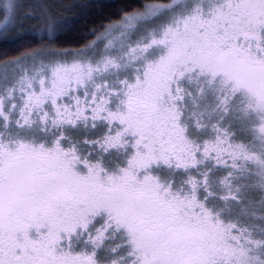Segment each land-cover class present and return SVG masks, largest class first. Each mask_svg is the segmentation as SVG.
Here are the masks:
<instances>
[{
    "label": "snow or ice",
    "instance_id": "snow-or-ice-1",
    "mask_svg": "<svg viewBox=\"0 0 264 264\" xmlns=\"http://www.w3.org/2000/svg\"><path fill=\"white\" fill-rule=\"evenodd\" d=\"M104 3L0 0V264H264V0Z\"/></svg>",
    "mask_w": 264,
    "mask_h": 264
},
{
    "label": "trees",
    "instance_id": "trees-1",
    "mask_svg": "<svg viewBox=\"0 0 264 264\" xmlns=\"http://www.w3.org/2000/svg\"><path fill=\"white\" fill-rule=\"evenodd\" d=\"M18 2H22L25 7L18 10L17 15L19 17H25L30 15L31 8L28 7V5H31L36 2H46L49 5L53 6L52 10L59 12L61 9H68L70 5L74 2H81V0H18ZM144 2V0H105L104 7H103V14H98L97 10H93L92 13L89 14V22L90 23H96L100 24L102 23L103 19L109 15H115L116 9L120 6H125L128 8H132L135 6H139ZM66 14V13H65ZM0 23H3V14H0ZM17 24H23L24 29L29 30L25 33V35H31L32 30L39 27L37 24V21L35 20H21L18 19L16 21ZM79 27V26H78ZM91 39V37H89ZM87 41H74L71 45L64 44V45H57L55 47L59 48L60 50H63L64 48H68L69 50L73 48H79L82 43H86ZM39 47V45L33 44L32 48L35 50V48ZM19 54V51L17 50V47H13L11 42H8L3 45V50H0V55H7L8 58H12Z\"/></svg>",
    "mask_w": 264,
    "mask_h": 264
},
{
    "label": "rangeland",
    "instance_id": "rangeland-1",
    "mask_svg": "<svg viewBox=\"0 0 264 264\" xmlns=\"http://www.w3.org/2000/svg\"><path fill=\"white\" fill-rule=\"evenodd\" d=\"M34 1V0H33ZM36 1V0H35ZM33 34H35L34 32H32V34L31 35H33Z\"/></svg>",
    "mask_w": 264,
    "mask_h": 264
}]
</instances>
